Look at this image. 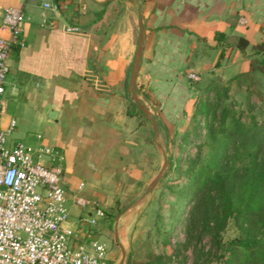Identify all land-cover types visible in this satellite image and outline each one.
Segmentation results:
<instances>
[{
  "label": "crops",
  "instance_id": "obj_1",
  "mask_svg": "<svg viewBox=\"0 0 264 264\" xmlns=\"http://www.w3.org/2000/svg\"><path fill=\"white\" fill-rule=\"evenodd\" d=\"M46 1L0 0V37H8L4 8L24 15L23 43L9 51L0 126L15 118L58 152L67 225L76 242L104 244V211L141 183L150 153L126 92L138 8L142 57L163 58L168 70L169 58L203 50L216 32L250 43L264 38V30L255 29L264 24V0H51L54 11L42 8ZM97 208L102 217L95 216ZM93 217L94 223L86 221Z\"/></svg>",
  "mask_w": 264,
  "mask_h": 264
},
{
  "label": "rangeland",
  "instance_id": "obj_2",
  "mask_svg": "<svg viewBox=\"0 0 264 264\" xmlns=\"http://www.w3.org/2000/svg\"><path fill=\"white\" fill-rule=\"evenodd\" d=\"M257 26L255 31L261 35L264 24ZM134 39L136 44L137 29ZM215 42L208 41L201 51L191 50L193 55L169 58L168 70L163 69V58L141 57L136 93L156 119L158 134L154 140L150 124L141 120L147 138L142 145L150 150L147 170L140 184L114 202L113 214H104L108 264H118L120 258L114 234L124 249L123 264H222L210 233L202 228L195 201L179 200L178 192L188 184L190 174L209 164L212 141L221 128L229 130L233 124L264 118V75L258 69L262 53L216 42L223 49L218 58ZM262 42L260 36L251 44ZM205 109H209L207 117ZM11 119L15 126L8 134L10 142L39 143L40 132L22 129L23 122ZM164 156L168 160L165 174L140 196ZM236 234L231 220L218 232L221 240Z\"/></svg>",
  "mask_w": 264,
  "mask_h": 264
},
{
  "label": "built area",
  "instance_id": "obj_3",
  "mask_svg": "<svg viewBox=\"0 0 264 264\" xmlns=\"http://www.w3.org/2000/svg\"><path fill=\"white\" fill-rule=\"evenodd\" d=\"M42 8L54 11L56 5L48 0ZM23 20L21 9H3L2 23L8 37H0V114L9 51L23 43ZM14 126L13 119L0 126V264H108L102 242H76V231L67 225L58 152L42 142H10L8 134ZM72 200L84 205L76 194ZM95 216L102 217L103 211L97 208ZM86 221L94 223L95 217Z\"/></svg>",
  "mask_w": 264,
  "mask_h": 264
},
{
  "label": "trees",
  "instance_id": "obj_4",
  "mask_svg": "<svg viewBox=\"0 0 264 264\" xmlns=\"http://www.w3.org/2000/svg\"><path fill=\"white\" fill-rule=\"evenodd\" d=\"M214 40L241 51L254 48L262 53L258 69L264 75V42L254 45L244 36L221 32L214 34ZM222 54L223 49L218 58ZM129 106L144 121L131 101ZM208 111H204L206 117ZM220 130V136L212 141L209 164L190 174L178 199L195 201L202 228L210 233L222 264H264V118ZM185 140L183 136L181 141ZM104 213L111 215L113 209ZM228 220L237 234L221 240L218 232Z\"/></svg>",
  "mask_w": 264,
  "mask_h": 264
},
{
  "label": "water",
  "instance_id": "obj_5",
  "mask_svg": "<svg viewBox=\"0 0 264 264\" xmlns=\"http://www.w3.org/2000/svg\"><path fill=\"white\" fill-rule=\"evenodd\" d=\"M108 1H111V0H103L101 3H106ZM128 1L132 2L133 0H128ZM136 24H137L138 33H137V39H136V44H135V50H134L132 60H131V64L129 67L126 92H127L128 99L139 110V112L141 113L144 120H146L150 124L151 132H152V138L155 140V138L157 137V134H158L156 119L154 118V116L152 115V113L150 112L148 107L138 97V95L136 93V86H135L136 77H137V73L139 70L140 61H141V57H142L143 42H144V26H143V22H142V18H141V12H140L139 8L137 11ZM167 165H168V160L164 156L163 162H162L159 170L157 171L155 176L150 180V182L146 185L141 196H144L145 194L149 193L155 187V185L158 183V181L165 174V171L167 169ZM117 216L118 215L115 216V220H116ZM114 241L116 242V244L118 245L119 250H120V258H119L118 264H123L125 253H124L123 247L117 241L116 234H114Z\"/></svg>",
  "mask_w": 264,
  "mask_h": 264
}]
</instances>
